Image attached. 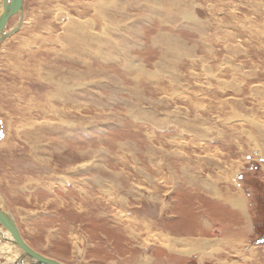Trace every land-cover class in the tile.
<instances>
[{"label": "rangeland", "instance_id": "1", "mask_svg": "<svg viewBox=\"0 0 264 264\" xmlns=\"http://www.w3.org/2000/svg\"><path fill=\"white\" fill-rule=\"evenodd\" d=\"M23 1L0 194L26 242L66 264L264 257V0Z\"/></svg>", "mask_w": 264, "mask_h": 264}, {"label": "water", "instance_id": "2", "mask_svg": "<svg viewBox=\"0 0 264 264\" xmlns=\"http://www.w3.org/2000/svg\"><path fill=\"white\" fill-rule=\"evenodd\" d=\"M9 2V6L6 8L0 19V31L7 24L9 17L13 13L23 10V0H9ZM20 26L21 21L19 20L18 26L12 31L5 33L1 39L11 35L14 31H17ZM1 137H3V131L0 134V138ZM0 196V237L5 243H9L19 250V256L13 264H66L57 259L43 255L33 249L26 242L5 199L1 194ZM1 229L5 230L10 236H5ZM257 242H264V235L261 236Z\"/></svg>", "mask_w": 264, "mask_h": 264}, {"label": "crops", "instance_id": "3", "mask_svg": "<svg viewBox=\"0 0 264 264\" xmlns=\"http://www.w3.org/2000/svg\"><path fill=\"white\" fill-rule=\"evenodd\" d=\"M259 178H261V177H259ZM241 179V178H240ZM242 179H243V177H242ZM241 179V180H242ZM246 194V193H245ZM245 194H243L244 196H247V194L245 195ZM234 195H236V193H233V192H229V194H228V197H230V196H232V197H234ZM211 198V197H210ZM213 198V197H212ZM214 199V198H213ZM220 207H222V208H224L226 211L228 210L229 212H232V213H237L236 214V216L238 217V221H239V219H241V220H243L245 217H244V214L246 213L245 211V209L244 208H240V210H238V211H235L234 209H232L231 208V206H226V204H224L223 206H220ZM226 207V208H225ZM244 222L245 221H241L240 222V225H244ZM246 224L248 225V221L246 220ZM202 225V224H201ZM203 227H204V230H203V232H202V227H199V229H197L196 231H197V235H198V233H199V231H201L200 233H201V235L200 236H198L197 238H203V236L206 234V232H205V229H207V226L206 225H204L203 224ZM236 227H237V225H236ZM199 230V231H198ZM236 235H237V237H241L242 235L241 234H237L236 233ZM205 238H207L208 239V237H205ZM233 240H236V239H233ZM245 255H247V254H245ZM262 262H264V257H263V255L262 254H258V253H255L254 255H251V254H249V255H247L246 257H244V258H241V259H239V260H236V263L237 264H262ZM236 263H232V264H236Z\"/></svg>", "mask_w": 264, "mask_h": 264}, {"label": "bare ground", "instance_id": "4", "mask_svg": "<svg viewBox=\"0 0 264 264\" xmlns=\"http://www.w3.org/2000/svg\"><path fill=\"white\" fill-rule=\"evenodd\" d=\"M6 2H8V4H10V2L8 1V0H3V3L5 4ZM23 3H24V1H23ZM8 4H5L4 5V11H3V13L5 12V10H6V8L9 6ZM19 12V11H18ZM14 14V13H13ZM12 14V15H13ZM11 15V16H12ZM10 16V17H11ZM9 17V18H10ZM9 20V19H8ZM5 28H6V25L3 27V29L1 30V31H3V30H5ZM12 28V27H11ZM15 28V27H14ZM14 28H12L11 29V31L14 29ZM2 34V33H1ZM46 105V104H45ZM1 197V196H0ZM237 201H239L238 199H237ZM240 204H241V202H240ZM17 223V222H16ZM18 225V224H17ZM1 231L5 234V236H10L5 230H3V229H1ZM21 231V230H20ZM205 238V237H204ZM3 240V239H2ZM4 241V240H3ZM8 245V246H7ZM7 245H4L5 247H3V249L0 251V256H1V253H2V251H3V253L4 254H6V252H8L7 253V255H9L11 252L8 250V251H5L6 249H9L11 246L9 245V243H7ZM1 247V246H0ZM33 248V247H32ZM34 249V248H33ZM37 251V250H36ZM13 252V251H12ZM12 254V253H11ZM13 255V254H12ZM11 256V255H10ZM14 256V255H13ZM18 256H19V253H18ZM18 258V257H17ZM16 260V259H15ZM15 260L13 261V262H11V264H13L14 262H15Z\"/></svg>", "mask_w": 264, "mask_h": 264}, {"label": "flooded vegetation", "instance_id": "5", "mask_svg": "<svg viewBox=\"0 0 264 264\" xmlns=\"http://www.w3.org/2000/svg\"><path fill=\"white\" fill-rule=\"evenodd\" d=\"M0 4H2L3 5V8H4V4H3V0H1L0 1ZM2 14H3V12H1ZM2 14H0V19H1V16H2ZM12 18V17H11ZM11 18H9V20L7 21V26H8V24H9V21L11 20ZM8 30H6V31H0V38H2V36L7 32ZM2 33V34H1ZM264 235V232H262L260 235H259V238L258 239H260L261 238V236H263Z\"/></svg>", "mask_w": 264, "mask_h": 264}]
</instances>
